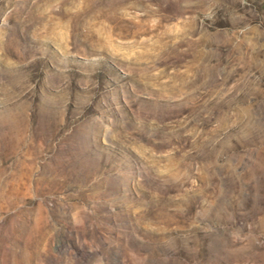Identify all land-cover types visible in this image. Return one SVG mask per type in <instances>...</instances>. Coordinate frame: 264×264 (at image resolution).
Wrapping results in <instances>:
<instances>
[{"label": "rangeland", "instance_id": "obj_1", "mask_svg": "<svg viewBox=\"0 0 264 264\" xmlns=\"http://www.w3.org/2000/svg\"><path fill=\"white\" fill-rule=\"evenodd\" d=\"M0 264H264V0H0Z\"/></svg>", "mask_w": 264, "mask_h": 264}]
</instances>
